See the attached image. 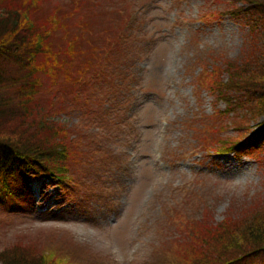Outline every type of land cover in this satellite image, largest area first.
Segmentation results:
<instances>
[{
  "label": "rangeland",
  "instance_id": "374dc122",
  "mask_svg": "<svg viewBox=\"0 0 264 264\" xmlns=\"http://www.w3.org/2000/svg\"><path fill=\"white\" fill-rule=\"evenodd\" d=\"M56 5L74 11L65 24L77 49L93 60L94 52L96 62H103L86 88L87 105L81 100L72 115L64 113V105L58 116L48 113L81 139L75 168L79 185L61 210L52 208L51 187L28 212L1 202L0 250L24 238L41 249L72 251L82 264H181L165 243L181 237L180 216L196 212L189 213L185 204L190 195H201L215 221L229 207L247 209L253 200L264 199V147L256 157L222 156L201 151L195 142L208 133L200 131L208 114L224 108L199 87L198 71L209 60L236 63L246 53V42L253 52L262 50L264 30L260 25L250 30L247 13L237 12L246 5L230 0H81L76 10L74 0H45L37 17L45 18ZM113 29L115 36L131 41H122L118 50L109 47L103 58ZM132 42L138 58L129 66ZM42 78L46 89L50 81ZM47 94L39 92L41 102ZM263 137L260 133L258 141ZM30 184L33 190L39 185Z\"/></svg>",
  "mask_w": 264,
  "mask_h": 264
},
{
  "label": "trees",
  "instance_id": "16d2710c",
  "mask_svg": "<svg viewBox=\"0 0 264 264\" xmlns=\"http://www.w3.org/2000/svg\"><path fill=\"white\" fill-rule=\"evenodd\" d=\"M43 1L0 0V203L10 202L21 212L37 207L32 180L41 179L40 193L45 185L56 184L58 204L67 203L79 185L75 168L81 139L50 115L63 112V105L64 113L72 115L88 104L85 81L94 62L77 49L75 39L68 38L65 16L74 11L56 5L45 18L37 17ZM74 1L76 10L80 2ZM230 1L246 5L237 7V12L247 13L250 30L258 25L264 30V0ZM225 11L231 13V8ZM112 32L106 43L115 39ZM246 46L236 63L223 66L209 61L199 72L198 83L225 104L203 121L200 131L208 133L197 138L203 152L256 157L263 151L264 142L257 137L264 136V48L253 52L247 42ZM66 53L69 59L64 58ZM64 67V77L58 78ZM43 76L50 81L46 89ZM43 90L48 93L45 104L38 96ZM224 127L231 133L225 134ZM199 201L196 196L189 199V213L196 212L178 222L181 237L165 245L181 264H253L264 257V199L253 200L247 205L254 206L247 209L229 207L218 221ZM80 257L56 246L41 249L24 238L0 250V264H82ZM257 262L264 264V259Z\"/></svg>",
  "mask_w": 264,
  "mask_h": 264
}]
</instances>
